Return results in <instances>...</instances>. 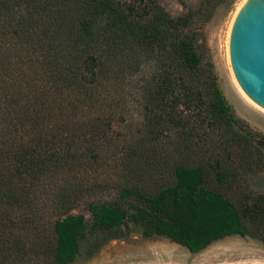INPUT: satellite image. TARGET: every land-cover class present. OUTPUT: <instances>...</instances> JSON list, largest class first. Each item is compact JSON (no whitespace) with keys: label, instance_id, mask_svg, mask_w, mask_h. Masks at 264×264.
I'll use <instances>...</instances> for the list:
<instances>
[{"label":"trees","instance_id":"obj_1","mask_svg":"<svg viewBox=\"0 0 264 264\" xmlns=\"http://www.w3.org/2000/svg\"><path fill=\"white\" fill-rule=\"evenodd\" d=\"M222 1L200 0L173 17L157 0H0V264L29 262L40 211L71 199L87 166L101 159L94 143L108 140L131 105L146 136L118 161L125 170L135 164L139 177L146 158L162 157L152 142L202 125L222 124L224 140L250 147L251 154L237 148L235 160L260 168L263 155L251 141L264 136L234 131L200 49L201 30ZM172 176L174 184L154 193L124 187L116 202H89L91 222L69 213L45 222L53 264H71L91 238L97 251L128 222L191 253L233 235L264 245V193L236 206L206 189L198 168L176 165Z\"/></svg>","mask_w":264,"mask_h":264},{"label":"rangeland","instance_id":"obj_2","mask_svg":"<svg viewBox=\"0 0 264 264\" xmlns=\"http://www.w3.org/2000/svg\"><path fill=\"white\" fill-rule=\"evenodd\" d=\"M245 1L223 0L203 26L199 44L205 62L213 66L217 86L230 108L234 131L243 130L264 136V109L251 100L249 102L242 95L235 84L237 82L234 81L229 62L231 24ZM157 2L173 17L195 11L200 5V0ZM130 111L124 113L125 119L117 117L116 121L114 120V128L108 140L94 143L93 148L96 149V154H100L101 159L87 166V175H81L82 179H78L82 183L76 186L71 199L59 196L60 198H56L52 203L55 206L58 204V207L49 204L40 211L43 217L38 219L44 221L39 222L43 229L37 239L30 238L31 244L25 258L29 260L27 264H33L35 261L36 264H53L55 240L49 234L50 226L45 222L50 221L56 214H81L91 222V214L87 209L89 202H116L120 190L124 187L140 193H154L161 187L174 184L172 168L176 165L200 169L205 188L222 195L236 206L244 201L245 195L264 193V141H251L263 155L258 166L260 168L253 169L254 165L247 161L239 163L235 160L237 148L247 149V154H251L250 147L243 143H234L235 140H224L222 136L224 137L225 127L222 124L219 125L220 128L214 125V130L202 125L187 132H180L181 135H176V129L169 131L167 137L151 143L155 152L160 153L162 157H159V161H152L154 159L151 157L146 158L148 165H144L145 171H139L146 174L144 177H139L135 164L125 170L118 161L125 151V146L135 144L146 136V133H141V115L138 110L131 105ZM234 117L239 122H235ZM205 126L206 130L211 131L206 136L203 135ZM117 234L118 239L108 240L95 252L94 238L82 242L80 254L71 264H264V245L250 237H225L198 253H191L164 237H143L140 227L131 222L126 223ZM110 236H102L100 240ZM37 240L38 244L33 246Z\"/></svg>","mask_w":264,"mask_h":264},{"label":"water","instance_id":"obj_3","mask_svg":"<svg viewBox=\"0 0 264 264\" xmlns=\"http://www.w3.org/2000/svg\"><path fill=\"white\" fill-rule=\"evenodd\" d=\"M229 56L244 94L264 109V0H246L230 33Z\"/></svg>","mask_w":264,"mask_h":264},{"label":"bare ground","instance_id":"obj_4","mask_svg":"<svg viewBox=\"0 0 264 264\" xmlns=\"http://www.w3.org/2000/svg\"><path fill=\"white\" fill-rule=\"evenodd\" d=\"M241 9V8H240ZM239 11V10H238ZM238 13V12H237ZM237 15V14H236ZM236 17V16H235ZM235 19V18H234ZM233 22H234V20H233ZM233 22H232V24H231V29H232V25H233ZM231 29H230V33H231ZM230 33H229V40H230ZM229 58H230V56H229ZM230 62V61H229ZM231 64V63H230ZM232 68V67H231ZM233 72V71H232ZM233 74V73H232ZM234 75V74H233ZM235 78V77H234ZM236 79H234V81H235ZM237 82V81H236ZM236 84V86L238 87V89L240 90V92L242 93V95L250 102V99L244 94V92L241 90V88H240V86L239 85H237L238 83H235ZM238 90V91H239ZM252 102V101H251ZM255 104V103H254ZM258 106V105H257ZM260 110V109H259Z\"/></svg>","mask_w":264,"mask_h":264}]
</instances>
